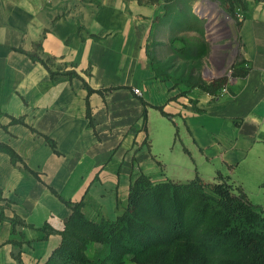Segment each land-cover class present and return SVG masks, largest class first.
I'll return each instance as SVG.
<instances>
[{
    "label": "crops",
    "instance_id": "crops-1",
    "mask_svg": "<svg viewBox=\"0 0 264 264\" xmlns=\"http://www.w3.org/2000/svg\"><path fill=\"white\" fill-rule=\"evenodd\" d=\"M174 1L0 0V145L23 160L0 146V264L48 261L72 214L61 198L83 200L94 222L116 219L139 174H221L264 210V0L235 10L245 75L176 99L148 49ZM69 71L93 92L58 75Z\"/></svg>",
    "mask_w": 264,
    "mask_h": 264
},
{
    "label": "trees",
    "instance_id": "trees-1",
    "mask_svg": "<svg viewBox=\"0 0 264 264\" xmlns=\"http://www.w3.org/2000/svg\"><path fill=\"white\" fill-rule=\"evenodd\" d=\"M224 2L231 12L241 3ZM51 73L54 80L59 79ZM245 73L242 66L235 76ZM58 75L81 78L75 71ZM197 86L215 95L226 81ZM144 118L146 124L147 109ZM0 146L14 162H23L13 149ZM61 199L72 214L60 231L61 244L44 264H126L127 260L136 264H264V210L221 174L215 181L196 176L188 182H160L139 174L131 184L127 208L114 220L94 222L85 216L83 200ZM18 222L14 219L13 233ZM93 242L102 248L92 259L87 251Z\"/></svg>",
    "mask_w": 264,
    "mask_h": 264
},
{
    "label": "rangeland",
    "instance_id": "rangeland-1",
    "mask_svg": "<svg viewBox=\"0 0 264 264\" xmlns=\"http://www.w3.org/2000/svg\"><path fill=\"white\" fill-rule=\"evenodd\" d=\"M211 6L222 11L221 18L231 21L219 26L217 37L209 34L213 19L206 8ZM240 22L239 13L229 11L224 0H175L166 5L148 49L157 77L168 86L173 99L208 93L197 85L211 87L219 81L227 85L235 77L244 64L239 55Z\"/></svg>",
    "mask_w": 264,
    "mask_h": 264
},
{
    "label": "bare ground",
    "instance_id": "bare-ground-1",
    "mask_svg": "<svg viewBox=\"0 0 264 264\" xmlns=\"http://www.w3.org/2000/svg\"><path fill=\"white\" fill-rule=\"evenodd\" d=\"M206 11L208 14H210V16L213 19V23H212L211 28L209 30V34L212 37H217V35H218L217 30H218L219 26L224 25L225 22H227V21H230V18L226 17V16L221 18L220 16L222 14V11L219 8L214 7V6L206 8ZM208 74H210V76H211L212 72H210Z\"/></svg>",
    "mask_w": 264,
    "mask_h": 264
},
{
    "label": "built area",
    "instance_id": "built-area-1",
    "mask_svg": "<svg viewBox=\"0 0 264 264\" xmlns=\"http://www.w3.org/2000/svg\"><path fill=\"white\" fill-rule=\"evenodd\" d=\"M134 92H135V94H137V95H141V94H142L141 91H140L139 89H134Z\"/></svg>",
    "mask_w": 264,
    "mask_h": 264
}]
</instances>
